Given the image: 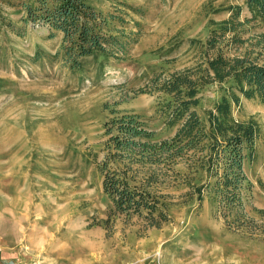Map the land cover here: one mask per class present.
I'll return each instance as SVG.
<instances>
[{
    "label": "rangeland",
    "instance_id": "374dc122",
    "mask_svg": "<svg viewBox=\"0 0 264 264\" xmlns=\"http://www.w3.org/2000/svg\"><path fill=\"white\" fill-rule=\"evenodd\" d=\"M27 1L0 0V250L27 253L11 264H264V224L255 214L264 210L258 101L242 100L233 116L254 117L261 127L257 158L245 168L251 191L243 195L260 229L238 231L230 217L228 225L207 197L187 204L188 189L174 183L165 191L169 221L160 228L123 215L100 226L109 202L97 165L110 110L136 112L150 129H161L157 97L137 94L146 77L136 59L179 42L174 66L190 65L189 39L202 38L209 20L229 16L212 10L244 0H92L106 17L103 33L119 42L113 49L119 60L99 80L69 72L58 55L62 33L25 22ZM248 18L243 7L241 20ZM246 30L262 34L264 22L250 21Z\"/></svg>",
    "mask_w": 264,
    "mask_h": 264
},
{
    "label": "trees",
    "instance_id": "16d2710c",
    "mask_svg": "<svg viewBox=\"0 0 264 264\" xmlns=\"http://www.w3.org/2000/svg\"><path fill=\"white\" fill-rule=\"evenodd\" d=\"M93 3L28 0L21 5L25 22L62 33L58 55L81 80H99L119 60L113 50L119 42L103 33L107 20ZM243 7L250 18L241 20ZM220 11L228 18L209 20L202 38L189 39L194 55L190 65L174 66L171 55L179 42L136 59L146 77L137 94L157 97L161 129H150L136 112L110 110L103 126L104 155L97 165L109 202V217L100 226L123 215L160 228L169 221L172 199L165 191L174 183L188 189L187 204L207 197L228 225L238 231L260 229L259 221L245 212L243 195L251 191L245 168L257 158L261 127L254 117L235 119L233 111L242 100L264 104V33L248 35L246 30L250 21L264 22V0H244L243 6L212 13ZM255 214L264 224V210Z\"/></svg>",
    "mask_w": 264,
    "mask_h": 264
},
{
    "label": "crops",
    "instance_id": "0c3cea01",
    "mask_svg": "<svg viewBox=\"0 0 264 264\" xmlns=\"http://www.w3.org/2000/svg\"><path fill=\"white\" fill-rule=\"evenodd\" d=\"M26 252H23V254H21V248L19 250V253L17 254V257L14 256L15 254H13L12 252H6L5 250L1 249L0 250V264H11L13 263L14 260H16V258L21 257L23 255H26Z\"/></svg>",
    "mask_w": 264,
    "mask_h": 264
}]
</instances>
